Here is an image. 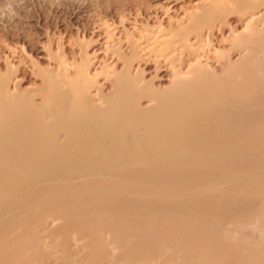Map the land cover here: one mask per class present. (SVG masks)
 Here are the masks:
<instances>
[{"label": "bare ground", "instance_id": "1", "mask_svg": "<svg viewBox=\"0 0 264 264\" xmlns=\"http://www.w3.org/2000/svg\"><path fill=\"white\" fill-rule=\"evenodd\" d=\"M181 8L166 25L132 23L130 55L106 26L119 70L95 66L85 37L73 60L55 45L36 87H22L4 43L0 264H264V0ZM229 14L243 22L230 31L238 59L205 40L227 58L218 73L189 35ZM144 54L165 58L166 87L135 68Z\"/></svg>", "mask_w": 264, "mask_h": 264}, {"label": "rangeland", "instance_id": "2", "mask_svg": "<svg viewBox=\"0 0 264 264\" xmlns=\"http://www.w3.org/2000/svg\"><path fill=\"white\" fill-rule=\"evenodd\" d=\"M193 4H195V0H0V69L3 68L4 66L3 60H4V56L7 54V50L5 46L8 45L13 48L16 47V49L14 50L18 54L13 53L11 59L13 61H16V63H18V60L20 61L17 69V76L19 78L20 75L19 80L21 79L20 82H22L21 83L22 87H25V85H27L26 87L29 86L36 87L40 84V79H38L39 77L37 75L38 73L37 71L38 69L47 68L49 63L52 62L51 53H54L56 47L58 45H62L63 50H65L64 52L66 53V56L73 60L74 58L79 56L78 49H79V45L81 44L80 41L85 37L86 40H91V43L89 44V52H91V49L93 48L91 54L93 52L95 53V55L98 54L96 56L97 58L95 57L94 59L95 66H98L100 60H104L108 58V62L111 61L112 66L117 64L114 67L117 68V70H119V67L121 68L122 66L120 65L122 62L121 59H118L117 56H113L110 54L107 55L105 54V52L103 53L105 47L103 45L105 39L103 38L105 37L104 32L106 31L105 30L106 26L107 28H109L112 25L113 32L115 30L117 31V32L115 31L114 34L115 33L117 34L119 32L117 34L118 36L116 35L114 36L116 40L115 42L118 41L115 44H117L119 48L121 47L120 48L121 51L125 49L123 53L125 52L127 53V55L128 54L130 55L131 48L130 45L128 44L127 38H125L126 35L123 34H126V32L130 33L131 31H133L132 30L133 28H131L133 25L132 23L136 22L138 18H139L137 20L138 25H140V22H142V20L149 21L148 25L151 28L155 25L154 21L156 20H161L163 23H165L164 25H166V22L168 23L169 18L180 16V13L182 11V8L180 9V6L183 7L185 5H193ZM166 7L167 10L169 8L168 11L166 10ZM159 11L161 12V14ZM147 16H149L148 19ZM227 17L229 19L226 18L225 21H227L228 19V21L226 22L228 26L225 25V22L222 23V26H220L221 23L219 25V23L216 22L215 24L218 23L217 24L218 26L216 25L217 27L214 26L215 25L214 24L211 27V29L203 28L201 30V33H199V36L200 34L201 36L198 39V41H196L197 39H194L195 38L194 34H190L193 35L194 38L189 35L190 39L192 38L189 42H193V44L192 43L190 44L195 47V50L197 49V53L200 52L206 55L208 49H210L211 46L214 45V47H212L211 49L212 50L213 48L216 49L215 51L214 50L213 51L214 52L218 51L217 54L218 53L221 55L225 54L222 57H227L228 60L230 59L231 61H235L236 59H238L239 51L231 47L232 44L230 45V41H231L230 31L236 29L235 31H237V33H240L241 29L243 30V22L236 14H231V15L229 14ZM120 20H122V22ZM126 22L127 25H125ZM128 24L129 25L132 24V25L128 26ZM112 27L109 29L112 30ZM204 29L206 31H204ZM98 32L100 35L98 34ZM101 34L102 35L104 34L103 38ZM207 35L209 36V38ZM99 37L101 40L103 39L104 41L102 40L101 42L99 40ZM217 38L220 40H218ZM212 39L216 41H213ZM205 40L206 42L209 41V44L211 45L210 47L208 46L209 48L207 47V43L205 42ZM96 44L97 46H93ZM197 45L200 49H203L204 51L200 49H199L200 51H198V47H196ZM218 45L222 47H218ZM124 46L126 47L124 48ZM193 46H191L192 52L194 50ZM75 47L77 48V50L74 49ZM212 50L210 52L211 55L208 53V56H211L213 58V59L209 58V62L211 67H213L212 69L214 70L215 68L214 71L219 73V70L221 71V66L224 64L223 59L225 58H222V62H223L222 63L221 58H217V56L215 55L216 53L214 54ZM96 51H98V53ZM195 54L187 56L186 53L183 56L184 58L182 59L183 65H181L183 70H186L187 67L186 64L192 61L193 57H195L194 56ZM213 55L215 56L213 57ZM108 56H111L113 58H110ZM22 57H25V60ZM143 58L144 60L142 59L139 62V64L134 63V65L136 64L135 68L137 67V65H140V68L145 73L147 80L151 77V79L149 80H153L154 82L156 81L155 83L160 87H166V85H168L169 81L171 80L170 78L172 77L171 75H173V72L172 69L169 68L170 67L169 64L167 65V61L164 60L165 58L163 59L161 57L160 58L153 57L154 60L152 61V58H150L149 55L145 56V54ZM98 59L99 61H97ZM22 62H24V64ZM184 62L186 63L184 64ZM220 62L222 63V65ZM102 82H103V84L101 83L102 87L104 86L103 90L108 91L111 88V86H109L110 84L109 80H102Z\"/></svg>", "mask_w": 264, "mask_h": 264}]
</instances>
